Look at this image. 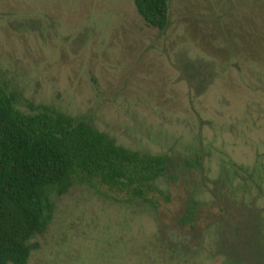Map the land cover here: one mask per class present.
<instances>
[{
    "label": "rangeland",
    "instance_id": "374dc122",
    "mask_svg": "<svg viewBox=\"0 0 264 264\" xmlns=\"http://www.w3.org/2000/svg\"><path fill=\"white\" fill-rule=\"evenodd\" d=\"M243 4L167 0L157 30L132 0H0V87L20 109L47 106L170 159L158 214L73 186L26 264H264V62L235 27ZM190 193L187 233L170 214Z\"/></svg>",
    "mask_w": 264,
    "mask_h": 264
},
{
    "label": "trees",
    "instance_id": "16d2710c",
    "mask_svg": "<svg viewBox=\"0 0 264 264\" xmlns=\"http://www.w3.org/2000/svg\"><path fill=\"white\" fill-rule=\"evenodd\" d=\"M132 4L147 26L164 28L167 0ZM243 5L246 24L235 27L246 33L247 56L264 62V0H244ZM169 165L167 155L118 146L81 118L31 103L22 110L18 97L0 87V264H26L36 248L31 241L51 222L55 200L73 186L96 187L112 200L142 204L158 214L160 201L169 202L159 188ZM193 165H199L197 155ZM179 199L170 219L190 233L198 220V202L191 193Z\"/></svg>",
    "mask_w": 264,
    "mask_h": 264
}]
</instances>
